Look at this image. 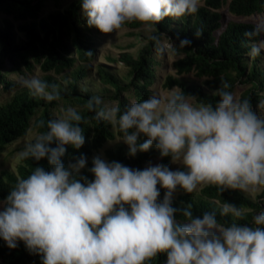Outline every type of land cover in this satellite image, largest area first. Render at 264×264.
I'll list each match as a JSON object with an SVG mask.
<instances>
[{
    "label": "clouds",
    "instance_id": "clouds-1",
    "mask_svg": "<svg viewBox=\"0 0 264 264\" xmlns=\"http://www.w3.org/2000/svg\"><path fill=\"white\" fill-rule=\"evenodd\" d=\"M201 3L79 0L87 26L103 34L129 23L152 31L166 18L197 13ZM244 35L252 41L247 54L261 56L264 19ZM190 43L185 39L178 47ZM169 47L177 48L173 43ZM19 84L49 103L63 99L60 85L38 76H21ZM230 88L222 82L212 93L217 98L213 103L175 87L132 102L123 111L101 96L88 99L85 108L97 121L118 129L116 142L127 145L129 156L155 146L161 158L184 170L163 164L133 169L102 154L92 158L90 168L84 155L65 166L68 146L79 150L85 143L84 115L67 106L46 123L37 122L15 159H46L49 170L36 167L0 201V240L10 249L23 242L41 264H151L160 254L167 255L166 264H264V210L250 224H241L251 210L224 202L219 215L233 218L224 224L215 210L194 216L191 204L177 209L172 203L177 189L190 194L211 185L220 192L264 191V115ZM140 137L146 138L143 143ZM85 169L93 180L82 175Z\"/></svg>",
    "mask_w": 264,
    "mask_h": 264
},
{
    "label": "trees",
    "instance_id": "trees-1",
    "mask_svg": "<svg viewBox=\"0 0 264 264\" xmlns=\"http://www.w3.org/2000/svg\"><path fill=\"white\" fill-rule=\"evenodd\" d=\"M50 2L56 8L44 15L42 11ZM68 2L67 7L59 6ZM227 4L229 12L236 17H251L264 13V0H202L197 13L179 19L166 18L154 26L151 36L137 52L136 56L129 53L120 55V62L125 69L126 84L108 68L96 66L98 81L97 91L109 93L105 101L116 102L121 111L130 102H139L153 94L157 70L160 66V43L167 40L177 48L168 49L174 55L170 68L174 75H165L161 87L169 90L175 87L185 94L197 96L203 100L215 102L212 96L221 85L227 82L230 91L235 93L237 85L244 86L238 98L248 99L253 109L259 111L264 102V69L260 65L262 54L251 57L247 54L250 41L245 32H250L254 23L232 22L223 23L219 10ZM0 15L6 17L0 24V87L12 92L11 98L0 104V153L15 140L23 137L29 129L36 131L35 124L54 118L53 109L59 103L77 107L85 117V143L79 150L68 146L62 162L65 166L74 157H87L90 168L92 156L103 146L117 138L118 129L105 121H97L95 114L89 112L85 105L94 92L80 91V82H89L90 63L95 56L96 39L103 35L95 28H89L82 17L79 0H0ZM23 33V40L16 41L14 26ZM139 23L125 25L130 29L140 28ZM196 31H200L199 37ZM191 41L187 47L179 48L182 40ZM255 39H259L255 38ZM7 63L12 65L7 67ZM37 65L42 79L51 84L60 85L62 101L44 102V99L32 96L26 88L9 81L7 74H25ZM192 75L199 82L188 79ZM70 78V80H68ZM65 83V87L61 82ZM144 141H140L143 143ZM109 162L117 161L133 169H144L153 160L171 170H184L182 165L174 168L170 158H161L159 151L153 146L148 152H138L135 157L127 156L122 147L106 150ZM36 167L49 170L47 160H27L20 162L16 173L2 171L0 173V201L6 199L18 179L27 178ZM82 175L89 180L94 177L83 170ZM159 187V186H158ZM163 189L161 196L163 198ZM173 207L183 209L191 204L194 216L215 210L221 223L231 224V216L219 215L224 202L243 206L251 211L241 224H250L252 216L264 210V191L254 199L236 190L220 192L216 186H207L197 192L185 193L181 189L175 192ZM178 220L181 219L177 213ZM40 256L30 253L23 242L10 249L0 240V261L4 264H41ZM167 255H158L151 264H166Z\"/></svg>",
    "mask_w": 264,
    "mask_h": 264
},
{
    "label": "rangeland",
    "instance_id": "rangeland-1",
    "mask_svg": "<svg viewBox=\"0 0 264 264\" xmlns=\"http://www.w3.org/2000/svg\"><path fill=\"white\" fill-rule=\"evenodd\" d=\"M229 1V0H226ZM68 2H64L59 6V9H63L67 7ZM56 8L53 4L50 2L46 3V5L43 8L42 15L52 11L56 10ZM219 13L221 14L222 21L223 23L227 21H232V22H246V23H258L260 20L264 19V13L261 15H253L251 17H236L232 15L227 7V4H225L220 10ZM6 18L2 15H0V24H2V20ZM86 21V20H85ZM14 26V36L16 41H20L25 39L23 33H20L16 29V23L13 24ZM152 34V31H146L143 26L140 28H135V29H130L128 27H125L118 31V32H113L109 34H103L99 36L96 39V46H95V56L90 63V76H89V82H80L79 83V88L81 92H84L86 90L92 91L95 93V95L101 96L104 100H106L107 96L109 93H104L101 91H97L96 88L98 86V81L96 77V66H103L108 68L111 72H113L122 82V84H126L127 80L124 79L125 75V69L123 68V65L120 62H114L110 59H120V55L123 53H129L132 54L133 56H136L138 50L145 44L147 43V40ZM171 43L167 40L163 41L160 43V57L158 58L160 60V66L157 70V78H156V83L153 85V93L154 92H160V93H166L168 90H165L161 87V83L167 74L174 75V72L170 68V63L172 60H174V55L168 51L171 47H169ZM251 59V57L249 58ZM261 67L264 69V53H262V59L260 61ZM7 67L11 68L12 65L10 63H7ZM25 74H20V73H9L7 74V79L9 81H12L14 83H17L19 86V78L21 76H28V75H35L38 77H42V73L40 72L39 68L37 65H34L31 71H26L24 70ZM188 79L193 81V82H199L200 80H197L194 78L192 75L188 76ZM70 80V78H68ZM63 86L65 87V83L62 81L61 82ZM21 87V86H20ZM244 86L237 85L235 94L237 97H239L240 92L243 90ZM12 96V92L6 93L4 92L1 87H0V104L8 101ZM44 102H47L44 100ZM109 103H116V102H111V101H106ZM48 103V102H47ZM132 103V102H130ZM117 104V103H116ZM61 107H64L61 103L53 109V115L58 116L60 114V109ZM67 107V106H66ZM259 114L264 115V102L261 105L259 111ZM35 130L29 129L27 133L15 140L14 142L8 144L3 151L0 153V173L2 171H11L16 173V168L19 164V161L15 159V153L22 149L23 144L32 137L33 133ZM118 138V137H117ZM117 138H115L113 141L107 142L102 149L99 151L95 152L92 156V158L96 155H103V158L107 159L106 157V150L108 149H116L117 147H122L124 150L125 154L128 155V147L122 142H116ZM146 138L145 137H140V141H144ZM158 164V160H153L150 162L146 167L149 165H155ZM180 164H174L173 167L176 168ZM260 193V192H259ZM259 193L255 194H248L244 193L246 196L254 199ZM177 196V193L173 194V199ZM39 262H41V259H39ZM0 264H4L0 261ZM30 264V263H29Z\"/></svg>",
    "mask_w": 264,
    "mask_h": 264
}]
</instances>
